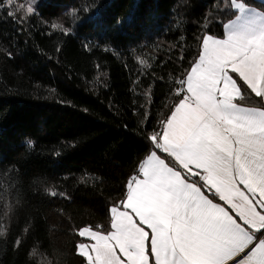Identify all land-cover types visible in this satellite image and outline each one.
I'll return each instance as SVG.
<instances>
[{
	"label": "trees",
	"instance_id": "16d2710c",
	"mask_svg": "<svg viewBox=\"0 0 264 264\" xmlns=\"http://www.w3.org/2000/svg\"><path fill=\"white\" fill-rule=\"evenodd\" d=\"M246 4L264 12L261 0ZM34 5L0 0V264H86L78 230H111L109 208L183 95L178 80L235 10L229 0ZM231 75L236 103L264 107Z\"/></svg>",
	"mask_w": 264,
	"mask_h": 264
},
{
	"label": "snow or ice",
	"instance_id": "6c2138e0",
	"mask_svg": "<svg viewBox=\"0 0 264 264\" xmlns=\"http://www.w3.org/2000/svg\"><path fill=\"white\" fill-rule=\"evenodd\" d=\"M229 7L225 36L202 38L198 59L178 80L183 95L148 136L152 150L126 198L109 208L111 230H78L89 241L77 245L86 264H264V107L236 103L244 96L231 75L264 98V12L246 0Z\"/></svg>",
	"mask_w": 264,
	"mask_h": 264
},
{
	"label": "crops",
	"instance_id": "0c3cea01",
	"mask_svg": "<svg viewBox=\"0 0 264 264\" xmlns=\"http://www.w3.org/2000/svg\"><path fill=\"white\" fill-rule=\"evenodd\" d=\"M261 99H264V98H261ZM236 102V101H235ZM242 106V105H241ZM246 107V106H245ZM159 153H161L160 151H158L157 152V154L159 155ZM162 154H165V155H167L166 153H162ZM174 161V160H173ZM175 162V161H174ZM178 167H179V165H177ZM182 170V169H181ZM183 171V170H182ZM198 171V170H197ZM184 175H185V177H186V179L189 181V182H195V181H197L198 179H200L198 176H196V175H192V174H190V173H184ZM200 184H203V180L202 179H200ZM197 186H199V185H197ZM201 191L202 192H204V194L209 198V199H211V197H210V195H213V192H214V189L212 190V191H209L208 189H206V188H202L201 189ZM216 198H218L219 199V197L218 196H216ZM214 203H218V202H215V201H213ZM221 202H223V201H221ZM220 204V203H219ZM221 206H224V207H227L225 204H224V202H223V204H220ZM145 230L146 231H149V233H150V230L149 229H147V227L145 226ZM262 231V230H261ZM256 235L257 236H259L260 235V233H256ZM84 239H86L87 240V238H84ZM237 259H239V257H237ZM229 264H232V262H229Z\"/></svg>",
	"mask_w": 264,
	"mask_h": 264
},
{
	"label": "rangeland",
	"instance_id": "374dc122",
	"mask_svg": "<svg viewBox=\"0 0 264 264\" xmlns=\"http://www.w3.org/2000/svg\"><path fill=\"white\" fill-rule=\"evenodd\" d=\"M261 1H263L264 2V0H261ZM36 2H37V0H28V7L26 8V7H24L25 8V10L27 11V9L29 8V7H31L32 9H33V12H34V8H35V5L34 4H36ZM252 8V7H251ZM252 9H255V8H252ZM255 10H257V9H255ZM258 11V10H257ZM27 13H29L28 11H27Z\"/></svg>",
	"mask_w": 264,
	"mask_h": 264
},
{
	"label": "built area",
	"instance_id": "2783aa9c",
	"mask_svg": "<svg viewBox=\"0 0 264 264\" xmlns=\"http://www.w3.org/2000/svg\"><path fill=\"white\" fill-rule=\"evenodd\" d=\"M262 232H264V230H262Z\"/></svg>",
	"mask_w": 264,
	"mask_h": 264
}]
</instances>
